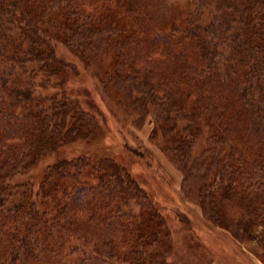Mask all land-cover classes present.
Listing matches in <instances>:
<instances>
[{"label": "trees", "instance_id": "trees-1", "mask_svg": "<svg viewBox=\"0 0 264 264\" xmlns=\"http://www.w3.org/2000/svg\"><path fill=\"white\" fill-rule=\"evenodd\" d=\"M211 1L158 17L152 0H0V264H174L162 247L185 220L171 228L112 157L46 161L39 182L18 184L8 201L16 176L100 136L106 121L125 160L148 168L149 152L117 129L119 108L153 124L185 176L201 170L211 235L264 264V0H224L207 22ZM257 229L255 256L243 242ZM185 231L186 247L201 252ZM74 239L93 256L64 263Z\"/></svg>", "mask_w": 264, "mask_h": 264}, {"label": "rangeland", "instance_id": "rangeland-1", "mask_svg": "<svg viewBox=\"0 0 264 264\" xmlns=\"http://www.w3.org/2000/svg\"><path fill=\"white\" fill-rule=\"evenodd\" d=\"M155 1L159 2L160 5V9L157 13L158 17H160V15L161 17H172L175 13V8L180 6V9L186 0H152V2ZM225 4L226 2L224 0L211 1L204 15V20L208 22L213 14H223L226 11ZM88 70L89 71L86 74L83 75L80 73L81 75L79 76L81 77H78L79 82L81 80V84L84 86H88V80H86L84 76L89 75V78L94 76V69L92 68ZM110 99L111 100L108 101L113 107H115L116 100L113 98ZM114 112V122L117 125V129L121 128V131L126 133L129 138L133 139L140 147L149 152L150 160L148 161V168L142 165V163L137 166L136 162L130 164L125 160L126 157L120 144L111 134L112 124L110 125V123L106 121L105 124L107 125V128L103 127L100 136L68 144L58 153L54 155L52 154L49 158L42 161L33 169H30L25 174L16 176L11 181L16 183L15 186L10 193H7L8 201L12 202L13 200L17 201L19 199L21 193L20 190L24 186L18 187V184H23L26 181L39 182L46 161L50 162L57 158H72L81 155L109 156L125 165L130 172L136 175V178H141H139V180L143 187H145L149 197L152 199L154 207L159 208L163 212L168 224L172 225L171 228L179 227V223L175 222V216H178L185 220L181 227L189 229L193 236L197 233L195 238L199 242L197 246L202 247L203 249L201 252L197 249H193L192 251L191 247L187 248L186 244H190V242H184L180 239V234L188 232L185 231L184 228V230H170L168 242L162 248L167 255V258L174 264H256L255 260L249 254L234 245L235 243L230 236L225 234L211 235L214 231L212 232V229H208L210 221L207 218V206L209 205L208 201L204 200V197L207 196L208 190L207 192H204L202 188L203 178L201 177V170L198 172L192 171L185 176V172L179 167V165H175L171 161L169 154L165 153V151L161 149L160 144L151 137L150 134L153 124L150 123L149 120L140 126L137 124L138 117L135 114L127 113L121 108L116 111L114 110ZM117 117L118 120L116 119ZM204 146L205 137H201L198 144H195L193 151L200 152ZM91 178L92 180H95V176H91ZM147 184L151 188H147ZM167 193H169L174 200L171 198H167V200ZM179 199L181 203H179ZM34 200L36 204H38V197H35ZM258 230L259 229L255 230L253 239H244L243 242L244 248L255 256L260 255V249L257 246ZM228 244L231 246L228 247ZM66 246V251L60 259L64 263H70L82 258L93 256L92 246L84 244L81 240H71L66 243ZM239 253H241V255H239Z\"/></svg>", "mask_w": 264, "mask_h": 264}]
</instances>
